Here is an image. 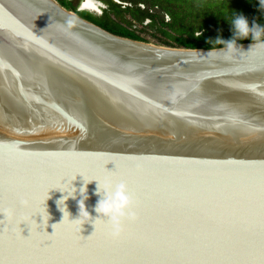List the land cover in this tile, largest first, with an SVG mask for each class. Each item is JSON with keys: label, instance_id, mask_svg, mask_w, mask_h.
I'll return each mask as SVG.
<instances>
[{"label": "water", "instance_id": "obj_1", "mask_svg": "<svg viewBox=\"0 0 264 264\" xmlns=\"http://www.w3.org/2000/svg\"><path fill=\"white\" fill-rule=\"evenodd\" d=\"M262 169L264 40L159 46L56 0H0V264L12 238L260 249ZM109 180L133 199L119 236L96 219Z\"/></svg>", "mask_w": 264, "mask_h": 264}, {"label": "trees", "instance_id": "obj_2", "mask_svg": "<svg viewBox=\"0 0 264 264\" xmlns=\"http://www.w3.org/2000/svg\"><path fill=\"white\" fill-rule=\"evenodd\" d=\"M68 10L76 11L77 4L72 0H56ZM131 3L124 8L109 1L115 12L129 15L127 26L118 24L109 17V11L101 16L78 13L84 19L122 37L146 41L134 30V25L142 24L150 18L152 27L164 38L163 44L183 48H219L228 46L235 32L232 20L235 15L245 16L250 26L259 24L264 27V0H121ZM143 5V7H142ZM120 8V9H119ZM147 27V26H146ZM264 33L253 39L236 38L237 43L263 41Z\"/></svg>", "mask_w": 264, "mask_h": 264}, {"label": "snow or ice", "instance_id": "obj_3", "mask_svg": "<svg viewBox=\"0 0 264 264\" xmlns=\"http://www.w3.org/2000/svg\"><path fill=\"white\" fill-rule=\"evenodd\" d=\"M250 179L253 182L259 181L261 200L264 203V169L253 174ZM259 236L262 240L260 249L253 241L240 252L221 247L200 248L196 245L160 248L145 243L125 244L123 241L127 237L102 238L100 243L94 244L77 241L59 249L46 248L43 244L38 248H26L12 238L5 260L10 259L13 264H214L218 261L259 258L261 264H264V221Z\"/></svg>", "mask_w": 264, "mask_h": 264}, {"label": "clouds", "instance_id": "obj_4", "mask_svg": "<svg viewBox=\"0 0 264 264\" xmlns=\"http://www.w3.org/2000/svg\"><path fill=\"white\" fill-rule=\"evenodd\" d=\"M232 25L234 27L235 36L232 40L227 41L230 51L233 49L234 44H236V38L248 37L251 34L252 38L255 39L264 33V27L255 23L250 26L248 19L243 15H235L232 20ZM80 191L83 199L79 201L80 217L76 220L81 221L82 227L84 223L92 221V216L85 205V200L88 198L86 189L82 188ZM74 193L75 189L72 195H74ZM97 193L101 198L95 207V212L100 214L96 219H105L110 223L113 235L119 236L122 231L124 220L133 216V199L129 194L127 184L124 182L113 184L110 180L106 181L103 186L98 183ZM0 213L6 215V213Z\"/></svg>", "mask_w": 264, "mask_h": 264}, {"label": "flooded vegetation", "instance_id": "obj_5", "mask_svg": "<svg viewBox=\"0 0 264 264\" xmlns=\"http://www.w3.org/2000/svg\"><path fill=\"white\" fill-rule=\"evenodd\" d=\"M109 1L114 2L115 4H119L121 5L123 8L126 5L131 6V3H126L123 2L121 0H93V4L91 0H78V4H77V9L76 11H74L75 13H87L90 14L92 16H101L105 11H109L110 9V5L111 3ZM114 8H116L114 5L112 6ZM143 7V5H142ZM79 15V14H78ZM80 16V15H79ZM151 22L150 18H145L142 21V24L139 26H135L134 25V30L137 32L139 30H141L142 28L148 26Z\"/></svg>", "mask_w": 264, "mask_h": 264}, {"label": "rangeland", "instance_id": "obj_6", "mask_svg": "<svg viewBox=\"0 0 264 264\" xmlns=\"http://www.w3.org/2000/svg\"><path fill=\"white\" fill-rule=\"evenodd\" d=\"M72 1L75 4H78V0H72ZM101 1H103V0H101ZM112 6L113 5L111 4L110 8H109L110 9L109 17L112 20H114L115 22H117L118 24L127 26L129 15L127 13L122 12L123 9H121V11H119V13L115 12V10L118 9V8H114ZM137 34H139L141 37H143L146 40L145 42H147V43L154 44V45H159V46H167V45L162 43L163 40H164L162 35L160 33H158L152 27H148V26L144 27L141 30L137 31ZM167 47H170V46H167Z\"/></svg>", "mask_w": 264, "mask_h": 264}, {"label": "bare ground", "instance_id": "obj_7", "mask_svg": "<svg viewBox=\"0 0 264 264\" xmlns=\"http://www.w3.org/2000/svg\"><path fill=\"white\" fill-rule=\"evenodd\" d=\"M92 1V4H93V0H91Z\"/></svg>", "mask_w": 264, "mask_h": 264}]
</instances>
